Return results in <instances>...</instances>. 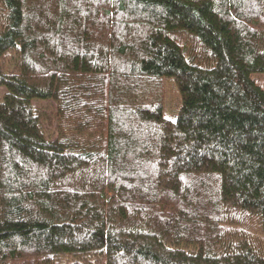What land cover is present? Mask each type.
Listing matches in <instances>:
<instances>
[{
    "label": "trees",
    "instance_id": "1",
    "mask_svg": "<svg viewBox=\"0 0 264 264\" xmlns=\"http://www.w3.org/2000/svg\"><path fill=\"white\" fill-rule=\"evenodd\" d=\"M256 74L264 0H0V264H264Z\"/></svg>",
    "mask_w": 264,
    "mask_h": 264
},
{
    "label": "rangeland",
    "instance_id": "2",
    "mask_svg": "<svg viewBox=\"0 0 264 264\" xmlns=\"http://www.w3.org/2000/svg\"><path fill=\"white\" fill-rule=\"evenodd\" d=\"M10 70L13 72L14 57L8 59ZM8 62V61H6ZM251 79L255 82L262 91H264V74L252 75ZM181 98L177 86L173 79H164V115L167 118H173L177 109L180 106Z\"/></svg>",
    "mask_w": 264,
    "mask_h": 264
}]
</instances>
